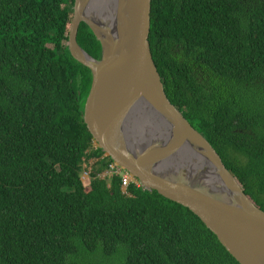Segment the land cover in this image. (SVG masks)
<instances>
[{
  "label": "trees",
  "instance_id": "trees-1",
  "mask_svg": "<svg viewBox=\"0 0 264 264\" xmlns=\"http://www.w3.org/2000/svg\"><path fill=\"white\" fill-rule=\"evenodd\" d=\"M73 4L0 0V264H240L187 207L100 176ZM77 42L100 58L84 22ZM149 43L168 99L264 211V0H152Z\"/></svg>",
  "mask_w": 264,
  "mask_h": 264
},
{
  "label": "water",
  "instance_id": "water-1",
  "mask_svg": "<svg viewBox=\"0 0 264 264\" xmlns=\"http://www.w3.org/2000/svg\"><path fill=\"white\" fill-rule=\"evenodd\" d=\"M151 3L74 0L67 47L92 75L83 120L93 142L144 189L191 210L240 264H264V211L165 93L149 43ZM81 22L101 44L99 59L77 42ZM209 172L224 196L204 184Z\"/></svg>",
  "mask_w": 264,
  "mask_h": 264
},
{
  "label": "built area",
  "instance_id": "built-area-1",
  "mask_svg": "<svg viewBox=\"0 0 264 264\" xmlns=\"http://www.w3.org/2000/svg\"><path fill=\"white\" fill-rule=\"evenodd\" d=\"M90 168L87 171H83V175L89 176ZM113 175H119L121 178V189L123 193H126L127 187L130 183H135L138 186H142L140 182L132 176L127 170L119 166L116 162L111 161L108 168L100 175L101 177H111Z\"/></svg>",
  "mask_w": 264,
  "mask_h": 264
},
{
  "label": "bare ground",
  "instance_id": "bare-ground-1",
  "mask_svg": "<svg viewBox=\"0 0 264 264\" xmlns=\"http://www.w3.org/2000/svg\"><path fill=\"white\" fill-rule=\"evenodd\" d=\"M103 18L106 21H108L109 16L108 15L107 16H103ZM144 117H146L151 122L152 128L155 129V132L157 134H160L162 131H164V128L162 129V127L159 124H157L154 121H152V119H151L150 116H144ZM199 168H201V164L200 163H199ZM202 179H203V182H204V184L206 186L213 187L214 188V191L216 192L217 195H220V196L222 195V193H223L222 186H220L216 182V180L213 179V176L211 175L210 172L209 173H206L204 176H202ZM222 196H224V195H222Z\"/></svg>",
  "mask_w": 264,
  "mask_h": 264
},
{
  "label": "rangeland",
  "instance_id": "rangeland-1",
  "mask_svg": "<svg viewBox=\"0 0 264 264\" xmlns=\"http://www.w3.org/2000/svg\"><path fill=\"white\" fill-rule=\"evenodd\" d=\"M83 108H84V105H83ZM93 144L96 146V144L93 142ZM86 169L88 170L89 167H86ZM82 180L84 181L85 185L89 187V180H90V177L87 176V175H83L82 174Z\"/></svg>",
  "mask_w": 264,
  "mask_h": 264
},
{
  "label": "clouds",
  "instance_id": "clouds-1",
  "mask_svg": "<svg viewBox=\"0 0 264 264\" xmlns=\"http://www.w3.org/2000/svg\"><path fill=\"white\" fill-rule=\"evenodd\" d=\"M93 146L96 147L97 145L95 146V145L93 144ZM112 161H113V160H112Z\"/></svg>",
  "mask_w": 264,
  "mask_h": 264
}]
</instances>
